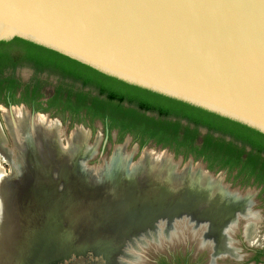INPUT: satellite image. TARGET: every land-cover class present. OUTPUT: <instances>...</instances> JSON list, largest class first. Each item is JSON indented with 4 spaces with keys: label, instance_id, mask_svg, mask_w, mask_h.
<instances>
[{
    "label": "water",
    "instance_id": "water-1",
    "mask_svg": "<svg viewBox=\"0 0 264 264\" xmlns=\"http://www.w3.org/2000/svg\"><path fill=\"white\" fill-rule=\"evenodd\" d=\"M13 38L264 135V0H0V41ZM107 137L106 128L103 143ZM46 176L34 164L31 182L8 206L12 231L0 264L21 258L22 216L38 211L60 227L32 264H116L127 245L165 237L167 226L192 224L180 235L188 241L223 222L219 208L190 212L179 201L149 217L155 207L141 206L144 196L167 190L149 192L134 178L107 181L104 190L99 182L60 188L59 165Z\"/></svg>",
    "mask_w": 264,
    "mask_h": 264
},
{
    "label": "trees",
    "instance_id": "trees-1",
    "mask_svg": "<svg viewBox=\"0 0 264 264\" xmlns=\"http://www.w3.org/2000/svg\"><path fill=\"white\" fill-rule=\"evenodd\" d=\"M21 67L32 70L26 82L17 76ZM49 77L56 82L51 84ZM45 87L51 89L45 91ZM45 93L48 97L43 106L41 98ZM0 101L23 102L35 110L69 111L71 121L80 122L83 116L99 119L108 134L113 129L120 138L131 134L140 148L154 141L173 149L175 154L203 159L210 170L235 169L236 177L245 183L252 179L264 189L263 134L126 84L31 42L18 38L0 41Z\"/></svg>",
    "mask_w": 264,
    "mask_h": 264
},
{
    "label": "bare ground",
    "instance_id": "bare-ground-1",
    "mask_svg": "<svg viewBox=\"0 0 264 264\" xmlns=\"http://www.w3.org/2000/svg\"><path fill=\"white\" fill-rule=\"evenodd\" d=\"M2 113L5 126L12 137V146H8L0 129V215L2 214L3 191L6 187L4 180L6 173L4 174L1 161H7L9 163L10 175L13 177V173L16 172L20 165L25 166L21 160L22 151L25 150L26 146L34 144V148L38 151L41 161L37 164L41 169L47 167L46 164L47 162L49 163V157L65 158L67 154L71 155V153L76 168L82 167L85 164L84 161L97 150L96 146L99 141L97 135L90 142L89 131L82 126H78L72 129L67 138L66 144L71 149V152L69 150L65 151V149H60L64 147L60 143L64 130L58 119L48 118L44 113H32L24 106H12L10 109H3ZM125 145L118 146L116 149L114 148L115 155L112 159V164L117 172L119 181H122V178H134L144 187L155 185L160 190L166 189L167 191L160 193L159 196L156 195V198H165L171 202L175 200L179 201V203H182V207L190 212L196 211L200 213L205 210L204 208L211 209V207L219 208L222 211L221 219L223 222L215 234H208L206 232L207 228L205 227L206 229H201L197 233L201 236L197 234L191 235V239H195L197 245L210 248V262L215 263L218 257L241 258L235 245H233L232 237V233L235 232V228L240 219H246L247 222L250 221L244 225L248 242L253 243L259 241V238H255L253 235L255 228L254 225H251V219L254 216L252 211L254 204L252 191H242L239 188L229 186L223 181L221 174H211L198 162L191 163L189 160L182 164L179 161L180 159L175 160L172 154L165 150L153 151L145 148L141 151L137 161L133 165L129 164L133 152L131 150L130 152L126 151ZM91 169L89 168V170ZM51 171L54 176L56 169H52ZM93 171H95L96 175L97 169L95 170L93 167ZM88 172L91 173V171ZM7 180L9 179L7 178ZM108 182H99V186L107 190ZM59 186L61 188L65 184L61 182ZM77 186L82 187L80 185ZM152 211H148L145 214L150 217L151 215L149 213ZM183 224L180 222L178 227L167 226L164 228L166 232L165 237L156 235V237L152 238L162 245H164V241H168L170 245L176 246L181 239L179 237L181 233L185 232L186 234H190L193 232L190 228L193 227L192 224L191 226L188 222L186 223L187 225ZM11 226L12 223L10 222L4 223L3 225L0 224V243H3V247H6L10 241ZM169 229H171V233Z\"/></svg>",
    "mask_w": 264,
    "mask_h": 264
},
{
    "label": "rangeland",
    "instance_id": "rangeland-1",
    "mask_svg": "<svg viewBox=\"0 0 264 264\" xmlns=\"http://www.w3.org/2000/svg\"><path fill=\"white\" fill-rule=\"evenodd\" d=\"M32 70L29 67H21L17 69V74L21 77L23 81H26L30 78ZM42 105L45 106L44 100H42ZM12 106H22L21 103H13ZM29 111L32 109L29 106H26ZM9 109L6 103L0 101V129L2 135L5 138L6 143L8 146H12V137L8 133V130L5 126L4 119L2 117V110ZM33 112L37 113H44L45 116L48 118H56L60 121L61 126L64 130L63 136L60 140V143L65 151L71 149L67 147V138L70 135L72 129L78 126H82L83 128L89 131V141L92 142L95 136L98 135L99 141L96 146V151L93 152L91 156H89L85 161L82 167H77L73 161L72 153L71 155L67 154L65 158H58L55 156H51L48 158L49 163L47 162L46 168L40 169V174L42 175L43 179H45L50 172L53 175L52 169H56L59 165L61 167V181L67 186H90L97 182L102 181H114L117 182L119 178L117 177V172L112 164V159L115 155V149L119 146L125 145V150L133 152L132 156L130 157V163L134 164L137 159L139 158L141 151L143 149H151L153 151H162L165 150L168 153L172 154L175 160H179L182 164L188 162L190 158H192L191 163H200L204 169L210 171L211 174H221L223 177V181L226 182L229 186L239 188L242 191L250 190L253 193V200L254 204L252 206V211L254 216L251 219V225H254L255 231L253 235L255 238H259L258 242H248V238L246 237L244 231V225L247 222L246 219H240L236 226L235 232L232 233L233 237V245H235L236 250L241 258L235 259L231 258L218 260L216 259L215 263L210 262V264H251V256L257 250H264V189L262 185H258L253 182L252 179L249 182H244L241 177H236V170H228L227 168L219 169V170H210L207 167V163L199 158L194 159L193 156L188 155L184 157L182 154H175L173 149L169 147H162L159 144H156L154 141L147 142L142 148H140L139 143L137 140L134 139L133 135L126 134L123 137H119L118 131L116 129L111 130L110 134H108L107 141L103 143L104 138V126L103 122L99 119H90L88 116L81 117L82 120L78 121H71L70 113L67 111L61 110H34ZM66 144V145H65ZM60 146V147H62ZM66 147V148H65ZM115 148V149H114ZM22 157L21 160L23 165H20L15 173L10 175V165L7 161H1V166L4 170V180L6 182L5 190L3 191V202H2V214L0 215V224L3 225L4 223L10 222L12 223L11 218V211H8L12 208V204L14 203L15 196L21 194L18 192L20 191L22 186H28V184L32 180V168L34 164H37L40 161L38 151L34 148V144L31 146H26L25 150L21 153ZM66 162V163H65ZM87 163V164H86ZM107 163V164H106ZM130 165V166H132ZM39 166V165H38ZM63 166V167H62ZM85 167V168H84ZM91 170H89V168ZM93 167L95 171H93ZM129 167V166H128ZM82 168V169H81ZM85 169V170H84ZM127 169V168H126ZM46 172H45V171ZM77 170V171H76ZM99 170V171H98ZM43 171V172H42ZM65 171V172H64ZM88 171H91L88 172ZM93 171V172H92ZM128 172V171H127ZM67 173V174H64ZM94 173V174H93ZM80 174V175H79ZM95 177V178H93ZM7 178L9 180H7ZM14 179V180H12ZM54 179V178H53ZM68 179V180H67ZM18 180V181H17ZM8 183V184H7ZM10 183V184H9ZM156 187V188H155ZM160 190L157 186H151L148 188L149 192H153L156 190ZM153 190V191H152ZM148 192V193H149ZM15 195V196H14ZM151 197L150 194H147L144 200V204L141 206H153L155 208L151 209L155 210L157 208L164 209L169 204H173L170 200L165 198H156L154 200L147 199ZM156 197V196H155ZM13 200V201H12ZM176 201V200H175ZM157 205V206H156ZM144 209V208H143ZM29 208H26L25 211H28ZM44 213H40L39 211L35 214L22 216V244H21V258L16 261L15 264H32L34 259L36 258L37 254L42 251L46 250V244L48 240L52 237H55V233L57 229L60 227L57 224L56 216L51 214L43 215ZM51 222V223H50ZM257 231V232H256ZM180 237V236H179ZM21 240V239H20ZM138 240V239H137ZM136 249H131L129 245L123 249V252L118 254L116 258V264H157L158 261H163L168 264H208L207 258V250L204 249L205 246H199L196 244L195 241L186 239H180L178 245L176 246H166L163 248L164 245H167V241L163 242L164 245L160 244L158 241L154 239V241H147L146 243H141V241H137ZM3 247V243H0V248ZM45 248V249H44ZM201 249V250H198ZM133 252V253H132ZM185 260V261H184Z\"/></svg>",
    "mask_w": 264,
    "mask_h": 264
},
{
    "label": "flooded vegetation",
    "instance_id": "flooded-vegetation-1",
    "mask_svg": "<svg viewBox=\"0 0 264 264\" xmlns=\"http://www.w3.org/2000/svg\"><path fill=\"white\" fill-rule=\"evenodd\" d=\"M17 73V72H16ZM31 75H32V73H31ZM17 76L21 79V77L17 74ZM43 78H46V76L45 75H43L42 76ZM49 79H51V81H52V83L51 84H54L55 82H56V80H55V78H50L49 77ZM21 81H23L22 79H21ZM26 81H28V80H26ZM26 81H23V82H26ZM51 88L50 87H45L44 88V90L45 91H47V90H50ZM19 92H18V94H17V96H19ZM47 97H48V95L45 93V95H44V97H42L41 98V100H46L47 99ZM4 98H5V100L7 101V99H8V97L7 96H4ZM8 104H12L11 102H6V105L8 106ZM21 104H23V105H25V106H29L31 109H32V111H34L35 109H34V107L32 106V105H27V104H25V103H21ZM56 110V109H55ZM31 111V112H32ZM68 113H69V111H67ZM103 126H104V133H105V130H106V125H105V123H103ZM110 134V133H109ZM185 261V260H184ZM251 264H264V250H257V251H255V253L251 256ZM164 264H168V263H166V262H164ZM185 264H187V263H185Z\"/></svg>",
    "mask_w": 264,
    "mask_h": 264
}]
</instances>
